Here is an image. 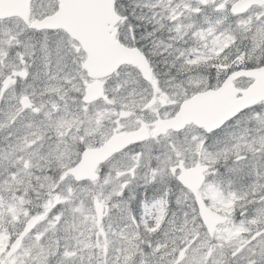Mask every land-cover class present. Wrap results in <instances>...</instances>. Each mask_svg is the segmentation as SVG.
<instances>
[{
    "label": "snow or ice",
    "instance_id": "1",
    "mask_svg": "<svg viewBox=\"0 0 264 264\" xmlns=\"http://www.w3.org/2000/svg\"><path fill=\"white\" fill-rule=\"evenodd\" d=\"M0 264H264V0H0Z\"/></svg>",
    "mask_w": 264,
    "mask_h": 264
}]
</instances>
